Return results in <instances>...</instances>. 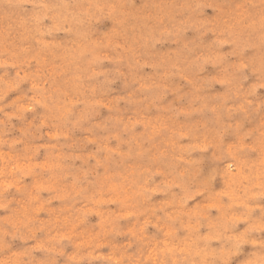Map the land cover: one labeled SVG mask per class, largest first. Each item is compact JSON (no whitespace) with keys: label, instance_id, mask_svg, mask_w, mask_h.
Returning <instances> with one entry per match:
<instances>
[{"label":"rangeland","instance_id":"rangeland-1","mask_svg":"<svg viewBox=\"0 0 264 264\" xmlns=\"http://www.w3.org/2000/svg\"><path fill=\"white\" fill-rule=\"evenodd\" d=\"M0 264H264V0H0Z\"/></svg>","mask_w":264,"mask_h":264}]
</instances>
